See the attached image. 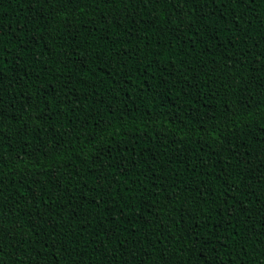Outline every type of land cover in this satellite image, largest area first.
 Instances as JSON below:
<instances>
[{"label":"trees","instance_id":"trees-1","mask_svg":"<svg viewBox=\"0 0 264 264\" xmlns=\"http://www.w3.org/2000/svg\"><path fill=\"white\" fill-rule=\"evenodd\" d=\"M0 25V264H264V0Z\"/></svg>","mask_w":264,"mask_h":264},{"label":"snow or ice","instance_id":"snow-or-ice-1","mask_svg":"<svg viewBox=\"0 0 264 264\" xmlns=\"http://www.w3.org/2000/svg\"><path fill=\"white\" fill-rule=\"evenodd\" d=\"M0 26H2V25H0Z\"/></svg>","mask_w":264,"mask_h":264}]
</instances>
